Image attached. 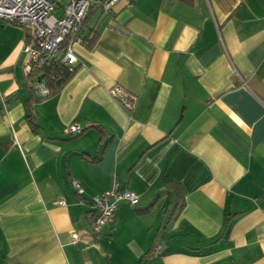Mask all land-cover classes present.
<instances>
[{
	"label": "crops",
	"instance_id": "0c3cea01",
	"mask_svg": "<svg viewBox=\"0 0 264 264\" xmlns=\"http://www.w3.org/2000/svg\"><path fill=\"white\" fill-rule=\"evenodd\" d=\"M82 35L42 97L0 22V264H264V0H118ZM114 183L138 200L92 235Z\"/></svg>",
	"mask_w": 264,
	"mask_h": 264
},
{
	"label": "built area",
	"instance_id": "2783aa9c",
	"mask_svg": "<svg viewBox=\"0 0 264 264\" xmlns=\"http://www.w3.org/2000/svg\"><path fill=\"white\" fill-rule=\"evenodd\" d=\"M118 0H0V22L20 26L25 32L22 51L24 70L30 85L37 89L42 97L49 93L48 88L39 79L38 70L53 60H59L68 68L78 62L76 46L86 42L82 35V23L92 9L109 13ZM111 96L117 98L126 107H131L135 97L118 84L108 89ZM92 123H88L91 125ZM83 128L71 123L65 131L79 134ZM15 143L17 141L15 140ZM72 186L79 194L81 186L72 179ZM95 213L91 234L99 235L105 225L115 222V215L120 204L134 205L138 196L126 188H118L114 183L111 189L89 198ZM58 204H64L59 200ZM71 243L80 241L77 231L70 234ZM159 246L153 247L158 252Z\"/></svg>",
	"mask_w": 264,
	"mask_h": 264
},
{
	"label": "trees",
	"instance_id": "16d2710c",
	"mask_svg": "<svg viewBox=\"0 0 264 264\" xmlns=\"http://www.w3.org/2000/svg\"><path fill=\"white\" fill-rule=\"evenodd\" d=\"M178 1H181V2H184V3H187V4L191 2V0H178ZM75 70H76V66L70 69L66 65L61 63L59 60L55 59V60L51 61L49 64L43 66L42 68H40L38 70L39 79L48 88V90H49L48 95H51V94H55V93L60 91V89L73 76ZM29 88H30V90H32V88H33L30 85V83H29ZM44 97H46V96H44ZM30 118H31V114H29V119Z\"/></svg>",
	"mask_w": 264,
	"mask_h": 264
},
{
	"label": "rangeland",
	"instance_id": "374dc122",
	"mask_svg": "<svg viewBox=\"0 0 264 264\" xmlns=\"http://www.w3.org/2000/svg\"><path fill=\"white\" fill-rule=\"evenodd\" d=\"M10 24V23H9ZM18 27H20V26H18Z\"/></svg>",
	"mask_w": 264,
	"mask_h": 264
}]
</instances>
